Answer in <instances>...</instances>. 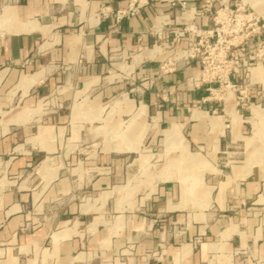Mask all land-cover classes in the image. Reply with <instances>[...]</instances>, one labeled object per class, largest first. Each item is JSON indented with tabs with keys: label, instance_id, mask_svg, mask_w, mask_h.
I'll use <instances>...</instances> for the list:
<instances>
[{
	"label": "crops",
	"instance_id": "obj_1",
	"mask_svg": "<svg viewBox=\"0 0 264 264\" xmlns=\"http://www.w3.org/2000/svg\"><path fill=\"white\" fill-rule=\"evenodd\" d=\"M127 1L0 0V264H264V122L187 87L198 61L159 73L173 50L155 35L208 26L200 0L98 15ZM174 143L198 184L162 167L120 195Z\"/></svg>",
	"mask_w": 264,
	"mask_h": 264
},
{
	"label": "built area",
	"instance_id": "obj_2",
	"mask_svg": "<svg viewBox=\"0 0 264 264\" xmlns=\"http://www.w3.org/2000/svg\"><path fill=\"white\" fill-rule=\"evenodd\" d=\"M178 3L185 8L184 2ZM148 5L149 0H128L120 8L107 4L100 8L98 15L102 18L113 16L119 23L126 17L140 14ZM191 14V17H207L210 24L205 27L179 25L171 30L170 37L155 35L162 49L173 50L160 62L159 73L173 72L182 65L198 61L200 70L186 78L187 87L206 85L213 99L225 101L224 96L230 93L235 97V107L241 110L255 107L250 96L255 82L250 74L255 67L264 66V13H257L237 0H200ZM151 32L156 34L157 31ZM189 32L194 40H189ZM173 90L169 88L167 93L171 95Z\"/></svg>",
	"mask_w": 264,
	"mask_h": 264
},
{
	"label": "rangeland",
	"instance_id": "obj_3",
	"mask_svg": "<svg viewBox=\"0 0 264 264\" xmlns=\"http://www.w3.org/2000/svg\"><path fill=\"white\" fill-rule=\"evenodd\" d=\"M258 67H260V66H258ZM258 70L260 71V69H258L256 67H255V69H252V72L250 74V78H251L252 82H256V81L263 82V83H260V89H261L262 84H264V81L260 77H256ZM254 86H255V84H254ZM229 95H230V98H229L230 102H232V105H235V101H234L235 97L233 94H230V93L226 94L224 96L225 100H227ZM258 96H260V95H258ZM217 97H218V95H217ZM251 100L254 102V105H256V106L252 107L253 117L251 119H248V120L250 122H264V106L259 107V102L256 101L255 97H253V99L251 98ZM236 110H241V109H240V107L237 106ZM242 110H244V109H242ZM182 144H186L188 150L192 153H196V152L200 151L195 145L188 143L185 138L184 139L182 138ZM179 149H180V147H179V144H177V143L171 144L168 148H165V146L164 147L162 146L161 150H160V146H158L155 151L151 152V153H153V160L151 161V163H153V167L152 168L148 167L147 168L148 171H147L144 164L141 163L140 172L138 174H136L135 176H132V181H129L126 183V186L129 188V191L128 190L122 191L120 193V195H124L125 193H126V195L134 194L136 192L138 193V191H136V190L144 185L145 180H148V182L150 183V181H152V179L159 178L158 174H159V171L161 170L162 167L166 168L168 171V175L166 177L167 180L179 179L182 181L183 184H189V183L198 184L199 175L201 174L200 172L202 171L201 166H198V167L192 168V169H188V170H186L185 173L181 174V170L183 172V167L186 166L187 159L181 160L180 163L177 161L178 155L180 153ZM179 168H182V169L180 170Z\"/></svg>",
	"mask_w": 264,
	"mask_h": 264
}]
</instances>
